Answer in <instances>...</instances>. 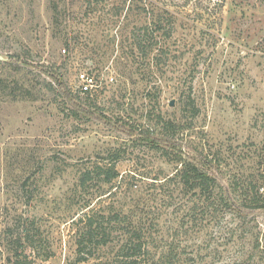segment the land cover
I'll list each match as a JSON object with an SVG mask.
<instances>
[{"label":"rangeland","instance_id":"rangeland-1","mask_svg":"<svg viewBox=\"0 0 264 264\" xmlns=\"http://www.w3.org/2000/svg\"><path fill=\"white\" fill-rule=\"evenodd\" d=\"M160 18L172 36L138 64L134 31ZM0 79V264L33 220V264H94L77 252L91 200L148 229L157 264H264V0H0ZM159 115L188 129L163 136ZM116 150L119 178L81 188ZM185 162L216 179L213 205Z\"/></svg>","mask_w":264,"mask_h":264},{"label":"trees","instance_id":"trees-1","mask_svg":"<svg viewBox=\"0 0 264 264\" xmlns=\"http://www.w3.org/2000/svg\"><path fill=\"white\" fill-rule=\"evenodd\" d=\"M57 6L55 5L56 12ZM172 18H160L155 22V30H151L149 27L136 29L133 34V44L139 52L137 59L138 64H144L152 58L156 49L163 50V47L158 48V39L156 33H162L165 38H170L174 30V22ZM136 59V58H135ZM146 64V63H145ZM0 81H3L0 79ZM55 83L64 88L62 82L55 80ZM19 85L18 83L16 86ZM23 93L21 97L28 98L27 95H31L30 91L24 87L20 88ZM64 96V95H62ZM71 94H66V99ZM71 100H67V104H72ZM193 105V117L198 116V108L195 100L191 99ZM82 111L79 107L74 106L72 110V116L77 115V112ZM78 112V113H79ZM79 116V115H78ZM77 116V117H78ZM156 126L161 127L160 133L168 138L174 137L177 133L183 132L189 125H181L172 121H167L163 116L157 117ZM150 130H148L149 132ZM145 133V132H144ZM143 133V134H144ZM146 140H151L150 136L144 134ZM166 143V142H165ZM123 159V154L120 150L110 152L107 156L101 158L102 162H98L91 169L82 171L79 177V186L83 189L89 187V183L97 181L98 178L104 179L102 182L110 184L119 178L120 174L117 170V164ZM186 168L183 169L181 174L178 175L180 182L189 186L191 191L198 190L203 197L210 204H214V190L216 188V179L209 175L204 170H201L196 164L192 162H185ZM107 194V193H106ZM110 193L109 196H111ZM103 194L100 196L102 197ZM92 201V200H91ZM91 201H86L83 210L90 209V213L84 214L80 222L83 225V230L78 237V261L80 263H87L94 260V264H157L160 258L153 256L151 249V232L145 227H136L129 220L128 216L122 212L114 210L104 211L91 207ZM226 203V207H231V201L223 199ZM261 208H263L261 206ZM38 223L33 220L30 221L26 227L18 229L15 232H11L10 228H7L5 247L7 251V258H5L4 264H33L27 257L26 245L33 247L37 242V235L39 236L40 229L37 227ZM11 232V233H10ZM88 248L93 249V252H86ZM108 249V253L100 254ZM175 254H169L167 256H174ZM101 256V257H100ZM104 258L106 260H104ZM167 263V262H166ZM167 264H172L169 261Z\"/></svg>","mask_w":264,"mask_h":264},{"label":"built area","instance_id":"built-area-1","mask_svg":"<svg viewBox=\"0 0 264 264\" xmlns=\"http://www.w3.org/2000/svg\"><path fill=\"white\" fill-rule=\"evenodd\" d=\"M114 79L111 78V81ZM79 81H80V91L83 94H90L93 95L94 91L97 90L98 84L94 76L88 73H80L79 74Z\"/></svg>","mask_w":264,"mask_h":264},{"label":"water","instance_id":"water-1","mask_svg":"<svg viewBox=\"0 0 264 264\" xmlns=\"http://www.w3.org/2000/svg\"><path fill=\"white\" fill-rule=\"evenodd\" d=\"M174 105H175L174 102H172V103H171V106H174Z\"/></svg>","mask_w":264,"mask_h":264}]
</instances>
